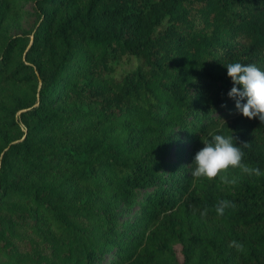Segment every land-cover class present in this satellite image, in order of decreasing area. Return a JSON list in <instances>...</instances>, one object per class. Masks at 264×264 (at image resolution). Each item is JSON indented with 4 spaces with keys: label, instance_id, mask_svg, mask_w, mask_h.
<instances>
[{
    "label": "trees",
    "instance_id": "obj_1",
    "mask_svg": "<svg viewBox=\"0 0 264 264\" xmlns=\"http://www.w3.org/2000/svg\"><path fill=\"white\" fill-rule=\"evenodd\" d=\"M31 1L10 33L0 0V264H264V175H191L217 134L264 173L225 67L264 71V0Z\"/></svg>",
    "mask_w": 264,
    "mask_h": 264
},
{
    "label": "clouds",
    "instance_id": "obj_2",
    "mask_svg": "<svg viewBox=\"0 0 264 264\" xmlns=\"http://www.w3.org/2000/svg\"><path fill=\"white\" fill-rule=\"evenodd\" d=\"M225 67L233 84L228 96L235 101L237 111L249 120L258 118L264 123V71L254 64L245 65L239 62L229 63ZM234 140L233 135L226 137L217 134L213 135L210 141L203 142L204 147L195 155L191 175L196 179L205 178L209 181L219 177L221 182L233 185L237 180L228 178L230 169H239L241 173L249 176L264 175L259 168L242 162L244 152L233 143ZM243 145L248 147V143ZM232 206L234 205L229 201H219L216 207L217 215L223 216L225 209ZM201 215H207V209L201 212ZM229 246L242 249L236 241H232Z\"/></svg>",
    "mask_w": 264,
    "mask_h": 264
},
{
    "label": "rangeland",
    "instance_id": "obj_3",
    "mask_svg": "<svg viewBox=\"0 0 264 264\" xmlns=\"http://www.w3.org/2000/svg\"><path fill=\"white\" fill-rule=\"evenodd\" d=\"M21 5L24 10L22 16L18 21H12L9 24V32L10 33H18V32H29L34 23H35V15L33 12V3L31 0H21ZM133 61V60H132ZM130 65V61L128 59H122L120 63V67H126ZM181 135H184L183 132L178 131ZM175 146L172 147L171 157L173 159L176 158V153L173 151ZM179 248V246H177Z\"/></svg>",
    "mask_w": 264,
    "mask_h": 264
}]
</instances>
